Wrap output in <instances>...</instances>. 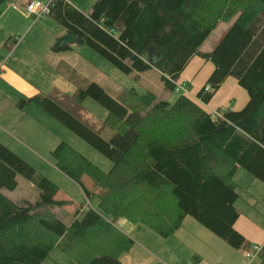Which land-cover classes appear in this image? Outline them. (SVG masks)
I'll use <instances>...</instances> for the list:
<instances>
[{"label": "trees", "instance_id": "trees-1", "mask_svg": "<svg viewBox=\"0 0 264 264\" xmlns=\"http://www.w3.org/2000/svg\"><path fill=\"white\" fill-rule=\"evenodd\" d=\"M7 1L0 0V15ZM47 15L122 72L154 68L167 90L184 94L171 102L131 87L113 97L91 81L73 94L57 89L22 99L20 107L37 104L113 166L103 170L66 141L53 149L57 167L88 198H99L100 210L79 217L77 208L68 223L55 212L70 204L57 198L59 186L0 141V264H44L57 247L74 254L69 264H125L116 255L134 240L120 219L168 237L193 216L234 248H247L250 241L236 229L235 175L244 168L264 182V0H96L87 14L51 0ZM231 18L213 49L201 51ZM161 50L165 55L152 66L148 55ZM197 56L214 67L191 94L178 80ZM230 76L247 91V103L211 111L207 105ZM88 97L107 108L103 121L85 112ZM107 128L114 130L110 139L103 137ZM20 175L37 187L34 201L15 202L2 191L16 190ZM108 244L112 252H105ZM258 259L264 264V246Z\"/></svg>", "mask_w": 264, "mask_h": 264}, {"label": "rangeland", "instance_id": "rangeland-1", "mask_svg": "<svg viewBox=\"0 0 264 264\" xmlns=\"http://www.w3.org/2000/svg\"><path fill=\"white\" fill-rule=\"evenodd\" d=\"M44 1L48 2V0ZM70 1L68 2L71 4L72 2L79 5L86 3L89 8L87 11L89 12L92 4L96 0ZM45 15L46 18L40 19L37 22L36 28H34L35 30L33 29L32 36H35V40L37 38V41L41 38L38 32L42 31L43 33V27L51 28L52 23L59 25L47 14ZM233 21L234 18H231L219 23L201 45V51H211ZM21 25L23 24H16L14 28L20 29ZM0 26L5 28L4 19L0 20ZM1 30L0 28V32ZM7 37L8 35H5L3 41ZM22 38V34H19L17 37V39ZM2 44L3 42L1 41L0 46ZM74 45V55L78 57V53H80L83 59L86 60L84 66L81 68L82 74L80 77L85 79L86 84L94 81L102 85L113 97L118 96L123 90L131 87H135L140 93L151 90L159 97L171 102H175L181 94H184L182 90H167L160 73L154 68L147 69L143 72L134 71L127 74L87 44H82L80 49L76 46L77 44ZM213 67L214 65L211 61H204L200 56L194 57L185 68L178 82L188 87L191 94H195L205 84V80ZM77 74L79 73L77 72ZM80 77L78 76L79 80ZM46 78L47 76L43 80H46ZM183 78L185 79L184 81ZM79 80L76 83V90ZM48 85L49 83H45V81L41 83V86L46 88H49ZM7 89L6 96H8L10 89L13 90V88L8 87ZM72 90L74 88L71 87V92L67 93H75L76 90ZM248 99L249 95L247 91L238 84V81L233 76H230L225 80L224 85L212 99L209 108L212 111H217V109L240 110L245 106ZM83 107L85 112L100 122L106 118L108 113L107 108L92 97H88L84 101ZM61 127L64 126L61 125ZM59 130L60 138H64L77 151L88 157L103 170L108 171L111 169L113 163L107 156L96 150L68 128H60L59 126ZM55 131L58 132V130ZM113 134L114 130L111 128L103 131V137L105 139H110ZM19 154L34 166L39 173L45 175L59 186L58 199L64 200L62 198H68L71 200H69L70 204H66L63 207L58 206L59 208L55 210L64 221L71 222L76 215L77 208L81 210L79 217H82L89 208L100 210L98 196L94 195L88 198L79 184L65 175L57 167L53 154L48 155L42 153L43 155L37 157L35 161L23 155V153ZM86 179L90 182L89 178ZM18 180L19 186L16 190L3 189L2 191L15 202H22L25 199L34 201L39 195L35 184L21 175L18 177ZM235 181L238 184L237 191L239 193L236 206L240 212V217L236 222V229L243 233L250 241V245L247 248H234L202 225L193 216H187L184 219L182 227L174 235L168 237L161 236L153 229L134 225L125 219H122L120 222V219L117 225L134 240V243L129 250L119 252L116 256L125 264H154L158 261L165 264H257L259 261L258 256L252 261L251 252L256 246H264V182L255 178L244 168L238 169L235 175ZM89 182H86V184L89 185ZM104 247L106 248L105 252H112L113 250L109 244L104 245ZM73 259L74 254L72 252L64 251L57 247L52 251L51 257L44 264H69Z\"/></svg>", "mask_w": 264, "mask_h": 264}, {"label": "crops", "instance_id": "crops-1", "mask_svg": "<svg viewBox=\"0 0 264 264\" xmlns=\"http://www.w3.org/2000/svg\"><path fill=\"white\" fill-rule=\"evenodd\" d=\"M30 1L34 0H11L2 7L0 15V20L4 19L5 22V28L0 26L2 29L0 43L3 42L0 46V141L18 154L23 153L35 161L37 157L43 155L42 153L52 154L58 143L61 140L65 141L64 138H60L59 130V126L60 128L65 126L37 104L31 103L20 107L19 102L40 92L50 93L57 89L71 92V87L76 90L78 76L82 74L81 68L86 60L80 53L78 57L74 55V44L80 49L85 43L75 42L64 50L53 48V44L65 33L60 25L52 23L51 28L43 27V33L38 32L40 40L37 41V38L35 40V36H32L34 28L40 19L46 18V15L37 19L29 15L25 7ZM35 1L44 4L49 2ZM72 4L83 13H88L86 3L80 4L81 6L73 2ZM16 24L23 25L16 29L14 28ZM19 34H22V39H17ZM5 35L8 37L3 41ZM45 76L47 78L43 80ZM43 81L49 83V88L41 86ZM84 84L85 79L80 77L77 88ZM8 87L13 90L10 89L6 96ZM207 108L210 109L209 105Z\"/></svg>", "mask_w": 264, "mask_h": 264}, {"label": "water", "instance_id": "water-1", "mask_svg": "<svg viewBox=\"0 0 264 264\" xmlns=\"http://www.w3.org/2000/svg\"><path fill=\"white\" fill-rule=\"evenodd\" d=\"M75 42L79 43V44H82V43H84V40L78 39V38L74 37L71 34L64 33L54 43L53 48L54 49H60L64 45H70V44L75 43ZM164 55H165V50L151 51L150 54L148 55V62L152 66H154L163 58Z\"/></svg>", "mask_w": 264, "mask_h": 264}, {"label": "built area", "instance_id": "built-area-1", "mask_svg": "<svg viewBox=\"0 0 264 264\" xmlns=\"http://www.w3.org/2000/svg\"><path fill=\"white\" fill-rule=\"evenodd\" d=\"M51 2V0H49L48 3L44 4L41 3L40 1H30L27 5H26V11L29 15L34 16L35 19L44 16L45 14H47L48 12V7H49V3ZM262 247L256 246L254 249H252V261H254L256 259V257L258 256V254L261 252ZM241 264H245V263H241Z\"/></svg>", "mask_w": 264, "mask_h": 264}]
</instances>
